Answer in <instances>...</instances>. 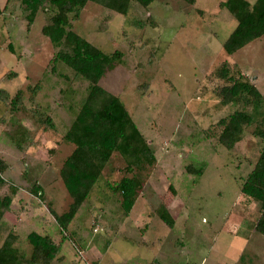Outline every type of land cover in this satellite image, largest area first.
<instances>
[{"label":"rangeland","instance_id":"1","mask_svg":"<svg viewBox=\"0 0 264 264\" xmlns=\"http://www.w3.org/2000/svg\"><path fill=\"white\" fill-rule=\"evenodd\" d=\"M225 1L133 3L125 16L88 3L72 17L81 37L107 54L122 52L100 85L124 103L156 162L142 173L143 189L125 214L113 188L130 174L114 154L64 230L52 214L72 203L60 172L75 146L64 137L89 84L51 62L60 48L42 32L50 7L0 0V89L10 102L21 92L22 104L0 102V159L7 165L0 197L17 188L0 224V247L14 234L30 259L28 236L37 232L62 244L52 264H264V236L254 230L261 205L241 194L264 147V125L248 128L233 149L222 146L220 121L237 106L220 103L222 82L213 75L228 62L264 94V35L228 54L223 44L238 22ZM48 118L53 129L44 125ZM164 207L172 229L160 218Z\"/></svg>","mask_w":264,"mask_h":264},{"label":"trees","instance_id":"2","mask_svg":"<svg viewBox=\"0 0 264 264\" xmlns=\"http://www.w3.org/2000/svg\"><path fill=\"white\" fill-rule=\"evenodd\" d=\"M156 0H38L39 5L48 6L53 14L43 26V34L51 43L60 48L52 63H62L70 68L77 77L88 82V95L83 100L76 118L67 131L64 140L75 146L61 169V178L72 203L69 210L58 215L52 211L58 225L67 230L81 207L88 200L94 187L100 181L104 169L114 154H119L126 162L124 176L113 188L122 197V207L129 214L140 195L144 179L142 173L152 167L156 156L147 138L141 133L121 99L104 89L100 82L108 71L122 63V52L107 54L94 46L71 28V19L79 18L88 3H95L106 9L127 15L133 3L149 8ZM195 4L197 0H183ZM222 7L237 20L238 25L223 44L228 54H233L250 42L264 35V0L252 5L247 0H226ZM4 9L0 5V17ZM153 24V20H151ZM144 27V23L140 22ZM228 62H223L214 72L215 79L222 82L216 94L223 106L235 105L237 108L220 121L222 132L219 142L227 149H233L245 134L254 126L264 125V94L239 71L235 72ZM16 75V74H13ZM0 102L13 103L19 108L21 92L10 102V95L0 89ZM48 120H44L46 129ZM7 168L0 159V184L6 185L1 176ZM190 172L201 173L193 167ZM40 188V187H39ZM12 195L0 197V224L11 208L13 195L17 188L11 186ZM241 194L261 205L256 220L255 232L264 236V147L259 159L244 180ZM160 218L169 227L174 228L175 220L166 207L159 212ZM17 237L10 234L0 247V264H52L61 252V243L50 236L32 232L28 240L32 246V255L26 259L15 247Z\"/></svg>","mask_w":264,"mask_h":264}]
</instances>
